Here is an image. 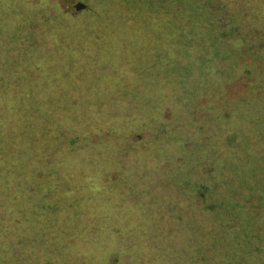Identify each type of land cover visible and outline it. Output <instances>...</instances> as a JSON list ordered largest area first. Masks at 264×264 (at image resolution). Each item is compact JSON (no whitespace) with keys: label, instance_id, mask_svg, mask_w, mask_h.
Returning <instances> with one entry per match:
<instances>
[{"label":"trees","instance_id":"trees-1","mask_svg":"<svg viewBox=\"0 0 264 264\" xmlns=\"http://www.w3.org/2000/svg\"><path fill=\"white\" fill-rule=\"evenodd\" d=\"M157 1L0 0V264H264V19Z\"/></svg>","mask_w":264,"mask_h":264},{"label":"rangeland","instance_id":"rangeland-1","mask_svg":"<svg viewBox=\"0 0 264 264\" xmlns=\"http://www.w3.org/2000/svg\"><path fill=\"white\" fill-rule=\"evenodd\" d=\"M84 2L86 4V10L96 9L95 0H58L63 8L68 9L70 12L77 13L79 11L73 10V4L76 2ZM110 3V9L112 16L121 17L122 13L119 10V6L111 3V0H107ZM158 5L164 8H175L182 9L187 5V7H192L195 9H205L210 8H226L224 11V16L226 19L232 18L235 22V25L238 29L249 30L254 24L261 23V19H264V0H158ZM263 6V7H261ZM84 9V8H83ZM88 11H85L83 15H88ZM258 15V16H257ZM160 14H156L153 17H159ZM151 17V18H153ZM114 18V17H113ZM116 19V18H114ZM248 32V31H246ZM245 32V33H246ZM50 102H56L57 106L62 104V99L51 94V97L47 98ZM55 114L58 113L57 110L53 111ZM148 134L143 133H133L129 136L132 141H139L142 138H145ZM103 195L111 196V190L107 189L105 192L101 191ZM109 203H106L108 206ZM111 205H113V200L111 199ZM131 214V213H130ZM107 218H110V215L107 214Z\"/></svg>","mask_w":264,"mask_h":264},{"label":"water","instance_id":"water-1","mask_svg":"<svg viewBox=\"0 0 264 264\" xmlns=\"http://www.w3.org/2000/svg\"><path fill=\"white\" fill-rule=\"evenodd\" d=\"M85 6H86V4L84 2L80 1V2L74 3L72 8L74 11L77 12V11H80L81 9L85 8Z\"/></svg>","mask_w":264,"mask_h":264}]
</instances>
